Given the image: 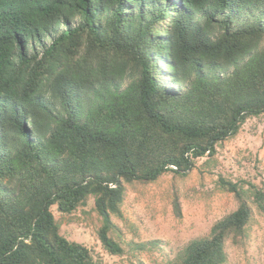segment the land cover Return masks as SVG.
<instances>
[{"label": "trees", "instance_id": "16d2710c", "mask_svg": "<svg viewBox=\"0 0 264 264\" xmlns=\"http://www.w3.org/2000/svg\"><path fill=\"white\" fill-rule=\"evenodd\" d=\"M259 114L264 0H0V264H99L51 211L89 195L122 254L126 185L185 176ZM220 185L236 208L177 264H224L264 215V189Z\"/></svg>", "mask_w": 264, "mask_h": 264}, {"label": "rangeland", "instance_id": "374dc122", "mask_svg": "<svg viewBox=\"0 0 264 264\" xmlns=\"http://www.w3.org/2000/svg\"><path fill=\"white\" fill-rule=\"evenodd\" d=\"M220 179L264 189V114L246 118L235 136L218 143L214 154L196 158L185 176L167 172L147 184H127L121 216H112L122 254L108 253L98 239L94 196L69 214L55 205L51 211L60 233L88 247L99 264H177L187 243L206 237L214 222L236 208ZM175 196L179 214L172 207ZM226 252L224 264H264V215L254 210L246 244L229 243Z\"/></svg>", "mask_w": 264, "mask_h": 264}]
</instances>
